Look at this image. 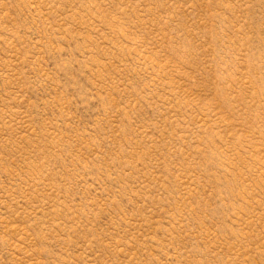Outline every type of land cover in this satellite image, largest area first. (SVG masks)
<instances>
[{
    "label": "rangeland",
    "instance_id": "obj_1",
    "mask_svg": "<svg viewBox=\"0 0 264 264\" xmlns=\"http://www.w3.org/2000/svg\"><path fill=\"white\" fill-rule=\"evenodd\" d=\"M0 264H264V0H0Z\"/></svg>",
    "mask_w": 264,
    "mask_h": 264
}]
</instances>
